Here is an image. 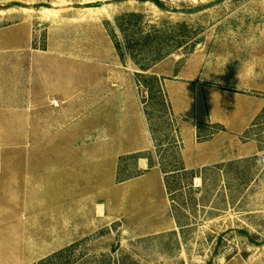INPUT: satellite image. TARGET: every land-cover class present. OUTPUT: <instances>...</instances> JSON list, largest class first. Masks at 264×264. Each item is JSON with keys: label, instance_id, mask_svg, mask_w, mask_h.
Masks as SVG:
<instances>
[{"label": "rangeland", "instance_id": "1", "mask_svg": "<svg viewBox=\"0 0 264 264\" xmlns=\"http://www.w3.org/2000/svg\"><path fill=\"white\" fill-rule=\"evenodd\" d=\"M160 2L0 0V264H264V110L192 168L154 75L199 50L213 78L231 68L264 36V0ZM128 84L136 110L116 99ZM60 85L78 90L55 111L31 100Z\"/></svg>", "mask_w": 264, "mask_h": 264}, {"label": "crops", "instance_id": "2", "mask_svg": "<svg viewBox=\"0 0 264 264\" xmlns=\"http://www.w3.org/2000/svg\"><path fill=\"white\" fill-rule=\"evenodd\" d=\"M246 38L247 41L240 43L238 48H233L236 54L234 53L231 68L220 64L215 78L200 50L180 60L169 59L155 67V76L166 77L162 87L167 107L171 117L180 123L179 137L183 145V156L192 168L199 169L207 164L217 163V155L224 146L223 141H234L241 137L264 110V78H249L241 73L240 81L238 79L240 66L250 60L258 65L257 70L264 77V36L257 43L250 36ZM180 61L182 65L176 68ZM165 70L167 74H164ZM215 71L217 72L216 69ZM63 87L60 85L49 91L45 86L39 96L33 89H29L31 100L40 98L39 100L46 103L47 111L53 112L74 95V90H78V87H73L69 95ZM118 87L114 90L127 93L117 94L116 99L130 104V109L136 110L139 99L134 87L131 84ZM49 95L59 99L56 108H53L48 100ZM122 121L127 122L128 119ZM211 127H217L220 131L210 134ZM108 141L111 139L108 140L107 137V146H110L113 142L109 145ZM232 143L234 145V142ZM247 147L250 146L243 148L247 153L253 151ZM128 148L136 153L147 151L144 147L140 150L136 149L137 147ZM206 148L212 149L209 156L204 154ZM145 165L147 166L146 159H141V167Z\"/></svg>", "mask_w": 264, "mask_h": 264}, {"label": "trees", "instance_id": "3", "mask_svg": "<svg viewBox=\"0 0 264 264\" xmlns=\"http://www.w3.org/2000/svg\"><path fill=\"white\" fill-rule=\"evenodd\" d=\"M142 1L143 2H151V3L155 4L159 8L163 7V4L160 2V0H142ZM130 17H133V16H130ZM118 25H119V28L122 29V27L125 25L124 18H121L120 20H118ZM154 42L155 41H150V40H147L146 42L144 40V43L135 42V44L133 46H131V47L129 46L128 47V50H131V49L133 50V48H136V47L138 48L139 47V48H141L140 52H142V53L145 52V51H147V52L155 51L152 48V45L154 44ZM146 46H150V48L145 49ZM117 48L119 49V51L121 52V55L123 56L125 50L123 49V47L121 46L120 43H118ZM157 51H158L157 53L153 54V55H155V58L153 60V62H154L153 64H157V63L161 62L168 55V53L161 54L159 52V50H157ZM141 69L144 71V69L142 67H141ZM70 252H71V249L63 250V251H61L59 253H56V254L50 256L49 258H46V259L40 261L38 264H69V262H67V261L65 262L63 260H64V258L66 256V254H68ZM60 261H61V263H59Z\"/></svg>", "mask_w": 264, "mask_h": 264}, {"label": "clouds", "instance_id": "4", "mask_svg": "<svg viewBox=\"0 0 264 264\" xmlns=\"http://www.w3.org/2000/svg\"><path fill=\"white\" fill-rule=\"evenodd\" d=\"M228 63H226V64H228ZM225 65H224V67H225ZM257 68H258V65L251 60L248 61L246 64L241 65L239 68V71H238L239 81H240L241 73H243L245 76H247L249 78H252V77L264 78V77H262V74L257 70Z\"/></svg>", "mask_w": 264, "mask_h": 264}, {"label": "built area", "instance_id": "5", "mask_svg": "<svg viewBox=\"0 0 264 264\" xmlns=\"http://www.w3.org/2000/svg\"><path fill=\"white\" fill-rule=\"evenodd\" d=\"M53 105L56 107L57 106V102H54Z\"/></svg>", "mask_w": 264, "mask_h": 264}]
</instances>
